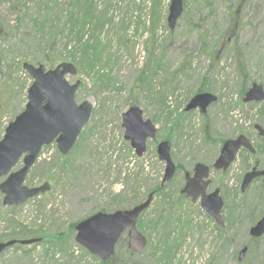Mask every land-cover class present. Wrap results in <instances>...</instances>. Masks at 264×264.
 <instances>
[{
    "label": "rangeland",
    "instance_id": "374dc122",
    "mask_svg": "<svg viewBox=\"0 0 264 264\" xmlns=\"http://www.w3.org/2000/svg\"><path fill=\"white\" fill-rule=\"evenodd\" d=\"M38 2L0 3V33L5 35L0 36V139L24 110L33 82L18 64L36 66L41 60L50 69L72 63L77 74L66 79L70 84L80 81L75 101L89 102L93 112L67 155H61L55 143L44 146L28 171L25 185L48 182L49 191L13 210L2 204L0 193V236L13 226H25L41 230L44 238L38 244L17 243L6 249L0 264H99L75 242L74 226L96 212L115 211L120 203L131 208L160 187L165 168L156 153L160 141L170 142L177 171L160 193H154L142 218L143 223L158 215L163 220L157 230L137 228L147 239L144 253L129 254L123 234L116 256L127 264H264V233L258 238L249 235L251 226L264 216L261 178L240 191L246 172L264 169V138L255 128L264 124V102L243 101L253 83L264 88V0H188V15L183 12L173 30L166 21L170 0H161L153 35L149 0H110L111 21L98 37L100 58L94 72L71 61L58 48L59 41L55 49L49 48L34 21L46 18L42 8L46 2L48 7L61 2L40 0L39 7ZM59 9L58 16L64 17L65 11ZM45 56L56 62H43ZM200 87L217 101L205 114L198 108L185 111ZM132 106L157 129L156 139L147 141L141 157L124 139L121 126V114ZM241 134L256 149L253 157L242 152L225 171L213 169L210 174L211 189H219L224 202L225 226L228 218L229 231L218 233V238L217 225L199 200H185L179 190L184 173L192 172L196 163L211 166L223 142ZM21 167L22 159L12 172ZM245 246L249 251L239 262Z\"/></svg>",
    "mask_w": 264,
    "mask_h": 264
},
{
    "label": "water",
    "instance_id": "95a60500",
    "mask_svg": "<svg viewBox=\"0 0 264 264\" xmlns=\"http://www.w3.org/2000/svg\"><path fill=\"white\" fill-rule=\"evenodd\" d=\"M183 13V0H170L167 14V26L173 30L178 18ZM22 69L33 79L27 91V102L24 110L5 128L0 139V193L3 195L4 206H20L31 198L46 191L51 185L48 182L36 187L25 185V179L30 168L37 160L41 149L55 143L61 155H67L75 145L82 129L90 121L93 107L84 101H75V94L80 81L70 84L66 76L77 74V68L70 62H61L47 69L44 65L22 64ZM217 101V96L208 92L195 94L186 104L184 110L199 109L205 114L207 107ZM244 102H264V88L253 83L246 91ZM124 128V139L129 142L134 153L141 157L146 150L148 140H155L157 129L149 119L143 117V111L129 107L121 114ZM264 121V117H263ZM258 135L264 138V124L256 125ZM243 147L254 153L249 139L238 135L234 139L223 142L220 154L213 166L217 170H226L235 160L239 149ZM158 159L165 163L161 186L170 181L175 174V164L171 158V144L160 141L156 146ZM22 159V167L12 172V169ZM209 166L196 163L193 174L185 173V184L181 194L192 202L199 200L202 209L213 218L215 223L224 228L222 218L223 199L219 189L206 193L210 183ZM257 178H261L264 198V169L253 167L242 178L240 191ZM154 199L149 193L142 202L128 209H118L113 212H96L75 224V242L85 248L100 261H108L115 252V246L121 236L126 233L127 247L133 253H141L147 245L146 237L137 229V220ZM264 233V216L257 220L249 229V235L254 238ZM38 238L11 240L0 242V255L16 243L30 245L38 242ZM248 248H241L238 261L241 262Z\"/></svg>",
    "mask_w": 264,
    "mask_h": 264
},
{
    "label": "trees",
    "instance_id": "16d2710c",
    "mask_svg": "<svg viewBox=\"0 0 264 264\" xmlns=\"http://www.w3.org/2000/svg\"><path fill=\"white\" fill-rule=\"evenodd\" d=\"M2 1L4 0H0V3ZM48 1H54V2L59 1L61 2V4L60 5L55 4V6H49V7L47 6L49 5L47 4V2L44 4V6L42 7L44 8L43 12H45L43 17H46V18H43L41 21L40 19L37 18L34 21L35 22L34 25L36 26V29L39 27V29L36 30L37 33L45 37L44 38L42 36L45 43L49 44L50 49H55V47L57 46L56 44L59 41L61 46H58V48H61V51L62 50L66 51L68 54V58H70L71 61H73L75 64H85L88 72L90 71L94 72L96 64L100 58L99 56V45L100 44L98 41V37L100 33H102L104 26L111 21V18L108 16V13H112L113 11V8H111V4L109 3L110 0H48ZM160 1L161 0H149V5H150L149 30L152 35L154 34V30L156 28L155 22L157 19V8L160 5ZM187 1L188 0H183L184 15L186 14L188 15ZM61 5H62V8H61ZM39 6H40V0L38 2V7ZM59 7L61 10L65 11L64 17L58 16V13L56 10ZM110 8L111 10L109 11ZM122 25L124 24L122 23ZM124 30H125V26H123L122 28V31ZM9 33L10 32H8V34ZM0 36L1 38H5V35H2L1 33H0ZM45 57L46 58L42 59V61L45 63L52 65L53 63L56 62V58H51L50 56H45ZM40 62L41 60L38 61L39 64ZM17 69L21 71L22 66L18 64ZM144 77H145L144 75L140 76L141 79ZM203 90L204 89L200 87L198 90H196L195 93L202 92ZM168 114L170 115V113ZM242 152H246V151L245 150L241 151L240 154H242ZM257 164H258V161H256L254 165H257ZM162 190H163V186L160 185V187H157V189L152 190L151 193H155V194L156 192L160 193ZM175 192H176V189H175ZM121 194L120 193L115 194L113 199L118 200ZM172 196L173 194H165V197L167 198H170ZM138 203L140 202L135 201V203L133 204L136 205ZM129 205H124L123 203H120L116 209L117 210L126 209V208H129ZM8 208H11L12 210L16 209V207L14 206H10ZM102 211L104 212L105 210H102ZM144 212L141 213V215L139 216L137 220V228L139 230H142L145 228V226H150L151 229L157 230V225L159 224L158 221L160 220V218H161L160 221H162L163 216L161 217L160 215H158V219L153 218L152 220H149L148 222L143 223L142 215ZM226 221H227V225L224 228L215 226L218 238H220L219 236L222 234V232L227 233L229 231L228 218ZM167 226L168 225L164 226L163 228L167 230L168 229ZM19 236L28 237L30 239H34L40 236V238H38L39 241L36 242L35 244H38L44 241V238L41 237L43 236V232H41V230L29 231L27 230L25 226L24 227L23 226L22 227L13 226L9 230V232H3V234L0 236V242L18 240ZM18 247H21V246H18ZM165 249H169V248H164V250ZM248 251H249V248H248ZM127 252L131 255H139V254L144 253V251H142L141 253H133L128 249V247H127ZM94 258L96 260H99L96 256H94ZM127 263L128 262L123 261L122 259H119L116 256V250L114 252V255L108 261L102 262L99 260V264H127Z\"/></svg>",
    "mask_w": 264,
    "mask_h": 264
},
{
    "label": "flooded vegetation",
    "instance_id": "af4514ba",
    "mask_svg": "<svg viewBox=\"0 0 264 264\" xmlns=\"http://www.w3.org/2000/svg\"><path fill=\"white\" fill-rule=\"evenodd\" d=\"M258 132V131H257ZM261 138H263V137H261ZM249 139V138H248ZM250 141V143H251V140H249ZM251 145H253V144H251ZM253 147V146H252ZM254 148V147H253ZM247 151V152H249L250 154H252V156L255 154V152L254 153H251L250 151H248L247 149H245V148H243V147H241L240 149H239V151H238V153H237V155H236V158H237V156L238 155H240V153H241V151ZM254 150H256L255 148H254ZM219 154H220V151H219ZM219 154H218V156H219ZM235 158V159H236ZM217 159V158H216ZM215 159V160H216ZM215 160H214V162H215ZM235 161V160H234ZM233 161V162H234ZM214 162L212 163V165L211 166H209V177H208V179L210 180V183H209V185H208V187H207V190H206V193H210V192H212L213 190H215V189H211V179H210V174H211V171L214 169V170H217V169H215L214 168V166H213V164H214ZM232 162V163H233ZM231 163V164H232ZM195 166V165H194ZM194 168V167H193ZM252 169V168H251ZM175 170L177 171V169H176V167H175ZM176 171H175V173H176ZM221 171H225V170H221ZM186 173H190L191 175L193 174V170H192V172H186ZM175 175V174H174ZM183 179H184V184H185V173H184V176H183ZM184 184H183V186H184ZM183 188V187H182ZM181 188V189H182ZM181 189L179 190V193L181 194ZM154 194V193H153ZM181 195H183L184 196V198H185V195L184 194H181ZM185 200H187L186 198H185ZM188 200H190L191 201V199H188ZM192 202V201H191ZM196 202V201H195ZM222 212V211H221ZM126 234V233H125Z\"/></svg>",
    "mask_w": 264,
    "mask_h": 264
}]
</instances>
